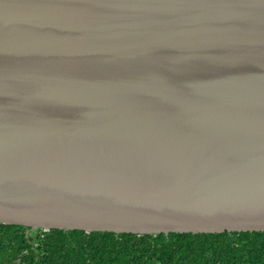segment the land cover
I'll return each instance as SVG.
<instances>
[{
  "label": "water",
  "instance_id": "obj_1",
  "mask_svg": "<svg viewBox=\"0 0 264 264\" xmlns=\"http://www.w3.org/2000/svg\"><path fill=\"white\" fill-rule=\"evenodd\" d=\"M0 223L264 231V0H0Z\"/></svg>",
  "mask_w": 264,
  "mask_h": 264
},
{
  "label": "trees",
  "instance_id": "obj_2",
  "mask_svg": "<svg viewBox=\"0 0 264 264\" xmlns=\"http://www.w3.org/2000/svg\"><path fill=\"white\" fill-rule=\"evenodd\" d=\"M0 264H264V231L138 235L0 223Z\"/></svg>",
  "mask_w": 264,
  "mask_h": 264
},
{
  "label": "clouds",
  "instance_id": "obj_3",
  "mask_svg": "<svg viewBox=\"0 0 264 264\" xmlns=\"http://www.w3.org/2000/svg\"><path fill=\"white\" fill-rule=\"evenodd\" d=\"M1 224H3V223H1Z\"/></svg>",
  "mask_w": 264,
  "mask_h": 264
}]
</instances>
